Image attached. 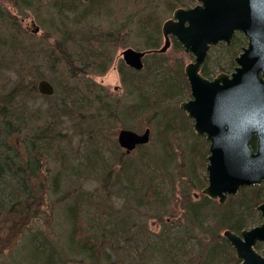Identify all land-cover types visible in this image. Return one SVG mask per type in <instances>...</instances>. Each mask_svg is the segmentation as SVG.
<instances>
[{
	"label": "trees",
	"instance_id": "trees-1",
	"mask_svg": "<svg viewBox=\"0 0 264 264\" xmlns=\"http://www.w3.org/2000/svg\"><path fill=\"white\" fill-rule=\"evenodd\" d=\"M22 1L27 2L23 7L33 14L34 10H40V6L50 0ZM111 1L98 3L96 8L99 11L88 14L85 20L84 31L98 45L97 54L89 53L84 46V42H89L86 41V34L75 30H62V39L53 43L54 48L38 45L37 36L27 33L21 26L16 27L6 39L0 32V264L6 263L2 258L5 251L8 252L5 258L13 259L19 250L16 249L18 238L26 236L30 226H34V219L43 221L51 229H64V233L56 231V235L48 231L45 236L49 241L59 240L58 235L64 237L62 248L67 245L83 257L81 260H90L91 264H239L236 257L233 261L235 251L223 232L229 229L240 233L249 226V218L264 200V183L241 188L237 195H230L223 204L205 195L201 201L187 202L182 199L183 215L176 221L183 226L179 232L171 231L173 212L165 201L157 198L155 187H159L163 179L168 183L176 179L182 189L189 181L191 187L199 190L206 187V183L198 185L196 172L200 164L206 163V141L190 133L191 137L183 144L181 159H177L172 150V141L178 138L179 132H191V122L186 114L177 105L175 109L170 105L172 101L181 99L189 86L182 68L174 73L168 69V64L165 66V54L151 53L158 60L153 69L145 66L142 71L128 69L132 78L126 82L134 110L145 113V116L153 113L158 117L160 151H146L148 144L141 145L134 151L142 152L139 160L127 165L119 156L105 163L96 152H92L89 164L71 161L74 150L72 139L75 138H68L65 119L73 123L75 133L84 138L83 143L90 145L95 132L105 134L107 126L116 123L121 103L119 99L105 100L91 87H86L83 89L86 93L79 95L77 90L71 89V85H76L71 84V80L79 81L80 74H98L109 69L114 58L113 47L125 45L126 26L133 28V24L138 25L135 30L137 35L129 46L152 51L161 48L159 24L151 20V16L138 17L136 22L130 14L123 19L112 13L104 15ZM164 1L175 10L189 8L187 1L193 0ZM4 11L0 7V28L3 19L7 23L11 21ZM125 19L129 21L125 22ZM102 22L108 27H104ZM240 34L236 33L229 45L219 44L220 48L233 53L231 68L238 49L246 45V38L241 39ZM172 43L174 48H182L174 37ZM56 49L70 64L68 77L59 85L54 81L60 89L54 87L53 95L41 96L37 91V82L48 78L46 68L54 69L58 57L54 53ZM211 59L212 54L209 53L202 68L206 77L210 75L208 63ZM225 69L222 67V70ZM120 74L123 78L122 70ZM38 98H44L46 104H35ZM252 145L255 148V138ZM116 147L121 151L117 144ZM166 155H169L167 159ZM128 158L125 154V159ZM117 167V173L125 174L129 184H134L125 190L127 196L136 201L135 207L116 209L112 199L104 204L98 203L93 192L88 194L89 204L82 200L81 192L86 188V181L96 171L105 172L104 185ZM146 195L149 202L145 199ZM153 205H158L154 213ZM61 213L64 218L62 221L58 219L57 223L55 216L59 217ZM20 217L21 229L14 233L15 219ZM148 218L157 219L162 224L157 234L149 231ZM90 221L105 222L104 228L99 231ZM262 247L259 243L256 248L260 251ZM30 250L33 260L26 259L27 264H63L56 261L59 257L54 255L49 244L43 243L38 250L31 245ZM17 264H22L21 260Z\"/></svg>",
	"mask_w": 264,
	"mask_h": 264
},
{
	"label": "rangeland",
	"instance_id": "rangeland-1",
	"mask_svg": "<svg viewBox=\"0 0 264 264\" xmlns=\"http://www.w3.org/2000/svg\"><path fill=\"white\" fill-rule=\"evenodd\" d=\"M103 1L104 0H98V2L92 3L85 2L83 0H50L43 3L40 6V10H34V13L32 14L29 10H26L23 7V5H26L27 3L25 1L0 0V7L3 8L5 10V14H8L11 18L10 23H7L5 19L1 21L2 27L0 28V32L2 33V38L6 39L7 35L10 36L11 34H13L16 27L21 26L26 29L27 33L34 34V36H37L36 43L38 45L44 44L46 47L52 46V48H54L53 43L56 40L59 41L62 39V30L69 29L86 34L84 31V26L87 15L98 12L99 10L96 8L97 4H103ZM187 4L189 8L194 7L195 5H197V1H187ZM109 5L110 6L105 8L104 15H106V13H112L114 15H117L120 19H123L130 14L131 18L133 20H136V22H138V17L145 18L151 16V20H154L155 23L159 24V30L161 33L159 41L161 43V46L164 44V36L162 32L163 24L173 17V13L176 10L170 9V7L165 3L164 0H159L158 2L155 0H112ZM42 11H45V13H42ZM124 21L128 22L129 20L125 19ZM102 25L104 27H108L105 22H102ZM137 27V24H133V28L126 26L124 31L125 45L117 44L115 47H113L112 52L114 58L112 65L109 69H107L105 72L98 74H80L79 78L81 79L79 81L71 80V84H76L75 86L71 85V89L77 90L79 95H83L86 93V91L83 89H85L86 87H91L94 88L101 96H104L105 100L119 99L121 101L118 111L119 117L116 123L108 125L105 134L95 132L93 136V144L90 145H86L85 143H83L84 138L75 133L73 123L70 120L65 119L68 136H70L68 138H75L72 139V145L74 150L72 152L73 159L71 160L74 163L82 161L83 164H89V162L93 158L92 152H96L98 156H101L105 163L112 162L115 156H119V159L124 163V165H127L128 163L133 161H138L142 152L136 151L129 155L127 154L129 158L125 159L126 153L124 149L120 148V146L118 145V133L121 129L125 128L134 130L138 133H142L147 127H150L152 129V139L151 142L146 146V151H151L155 149L157 151H160L158 145V117L156 114L153 113H148L147 116L144 115L145 113H137L132 107V98L126 84V82L132 78L130 76L131 73L128 71L130 67H128L121 58V53L127 48H133L139 51L146 50L145 48H137L128 45L136 37L137 33L135 30L137 29ZM85 36L86 41L88 40L89 42H84V46L86 47L89 53H96V48H99L98 45H96L87 34ZM239 37L242 39V37L245 36L241 33ZM240 43H243V41H241ZM247 43L248 41L246 38V45H242L238 49V54L236 56H238L242 52V49L247 46ZM75 51L79 52V49L75 48ZM54 53H56L58 56L54 64L55 67L53 70H48V68L45 69V73L48 75V78L45 79H48L54 85V87H57L55 86V82L59 85L61 84V82L67 80V71L68 66L70 64L66 60L64 54L58 52L57 49L54 51ZM209 53L212 54V59L208 63V69L210 73L209 78H214L218 74L223 72L231 73L233 71V68L236 66V61L234 60L235 63L233 67H230V59L233 53L227 52L225 49L220 48L219 45L213 46ZM165 57L167 61L165 66L168 64V69L174 73L179 70L181 71L182 68V72L184 73L185 78L188 82L189 87H186V91L183 93L181 99L178 98L176 101H172V104H170L172 106V109L176 108L175 105H177L181 109V103L192 98L190 83L185 74V67L186 65L195 60V55L187 54L184 51L183 46L181 49L174 48L172 43V46L165 54ZM157 62L158 60L154 59V57L149 54L145 58V67L153 69L156 66ZM86 64H93V62ZM228 64L229 67H227ZM40 67L41 65L38 66L39 69ZM222 67H226L227 69L222 70ZM11 69L13 71H16L13 66H11ZM120 70H122L124 73L123 78L121 77ZM57 89H60V87L58 86ZM46 102L47 101L44 98H38L34 101V103L37 105H43L46 104ZM183 112L186 114L187 118L191 122V124L189 125L191 126V132H179L178 138L173 139L172 141V150L175 152L177 159H181L180 156L183 151V144H185V140L187 138L191 137V134L200 136L201 139L203 138L206 141V163H204L203 165L200 164V167L197 168L196 172L198 174L199 179L198 185L202 186L206 183L205 185L207 186V166L209 163L208 155L210 154V141L207 139L206 135L201 136L195 133L193 127L194 120L189 118L188 114L185 111ZM116 144L119 146L121 151L117 150ZM142 151L143 153L146 152L145 150ZM168 157L169 155L165 156L166 159ZM118 169L119 167L115 168V173H110L109 182L105 183L104 185H102V183L104 182V180H106L105 172L96 171V173L91 177V179L86 181V188H84L81 192L82 200L89 204L88 200L90 199V196L88 194L93 192L95 194V200H97L98 203L104 204L105 201L112 199L114 200V206L116 209H123L131 206L135 207L136 201L128 197L125 190L126 187L134 186V184H129L127 176L125 174L122 175L121 173H117ZM175 169H177V166L175 167ZM172 181L173 182H170V184L163 179V182L159 184V187H155V192L157 194V198L165 201L167 207L173 212L174 224L171 227V231L179 232V228H183V226H180L179 222L176 223L180 216L183 215L181 200L185 199L187 202H192L195 200L201 201L204 195L202 193V190H199L196 187H191L192 183L190 181L186 184L185 188L183 187V189L181 188L180 182H178L176 179H172ZM145 199L148 200L147 202H149V197L147 195ZM213 201H217L218 203H220L218 199ZM152 208L154 210L152 211V213H154L155 210L158 208V205H153ZM55 217L57 223H59V221H62L64 218L62 213L59 215V217H57L56 214ZM6 220L9 222L12 221V219ZM146 221L148 229L152 234H157L161 230L162 224L159 222V220L154 218H148ZM262 221L263 217L261 215V212L258 211L256 208V212H254L253 217L249 218L248 228H252L256 225H259L260 223H262ZM182 222H184V220H182ZM21 223V217L19 219H15L16 226L13 229L14 233H18V231L21 229ZM51 223L53 224V222ZM33 224L34 226H30V229H28H33L31 232H28L27 230L25 237L18 238L16 249L18 248L19 250L15 253L13 259H6L5 256H7L8 252H4L2 258L6 260L5 264H17V261L19 260H21L22 264H27L26 259L33 260V256L31 255L32 253L30 250L31 245H33V247L38 250L43 243L51 245V248L54 251V255H58L59 257V259L56 258V261L59 263L62 262L63 264H91L90 260H81L83 257L78 255L74 250L70 249V247L68 248L67 245L66 248L63 249L62 244L64 237L58 235L59 240L49 241L48 238L45 236V232H55V234L57 235L56 231L64 233V229H59L58 227L51 229L45 226V223L43 221H37V219L33 220ZM91 224L93 227L97 228L100 231L104 228L105 222H91ZM10 241H14V238H10ZM235 257L237 258L236 251L233 255V261H235ZM74 260H77V262H75Z\"/></svg>",
	"mask_w": 264,
	"mask_h": 264
},
{
	"label": "water",
	"instance_id": "water-1",
	"mask_svg": "<svg viewBox=\"0 0 264 264\" xmlns=\"http://www.w3.org/2000/svg\"><path fill=\"white\" fill-rule=\"evenodd\" d=\"M88 2L90 0H83ZM189 9L179 8L163 24L164 45L155 52L166 53L175 37L195 60L185 67L191 86L190 100L180 107L194 120V131L210 141L208 185L202 193L224 203L241 187L260 185L264 181V0H197ZM236 32L248 39V45L235 58L231 74L220 73L213 79L201 69L212 45L229 44ZM152 51L127 48L121 53L127 66L142 71L143 58ZM42 95H53L54 86L46 79L37 84ZM257 138V148L251 146ZM151 130L143 133L121 129L119 146L127 154L149 143ZM262 223L240 234L231 230L225 238L235 249L239 264H264V203L258 207Z\"/></svg>",
	"mask_w": 264,
	"mask_h": 264
},
{
	"label": "flooded vegetation",
	"instance_id": "flooded-vegetation-1",
	"mask_svg": "<svg viewBox=\"0 0 264 264\" xmlns=\"http://www.w3.org/2000/svg\"><path fill=\"white\" fill-rule=\"evenodd\" d=\"M190 8H191V7H190ZM188 9H189V8H188ZM205 77H206V76H205ZM207 78H209V77H207ZM211 79H213V78H211ZM183 102H184V101H183ZM183 102H182V103H183ZM253 139H254V138H252V140H251V146H252V147H253V145H252V141H253ZM255 139H256V138H255ZM253 148H254V147H253ZM263 203H264V200L261 202V204H263ZM261 204H260V205H261ZM260 205H259V206H260ZM259 206H258V207H259ZM258 207H257V210H258ZM257 226H259V225H256V226H254V227H257ZM254 227H252V228H254ZM252 228H248V227H247L246 229L251 230Z\"/></svg>",
	"mask_w": 264,
	"mask_h": 264
},
{
	"label": "bare ground",
	"instance_id": "bare-ground-1",
	"mask_svg": "<svg viewBox=\"0 0 264 264\" xmlns=\"http://www.w3.org/2000/svg\"><path fill=\"white\" fill-rule=\"evenodd\" d=\"M207 78V77H206ZM208 79H211V78H208ZM147 128H149L150 130H151V136H152V129L150 128V127H147Z\"/></svg>",
	"mask_w": 264,
	"mask_h": 264
}]
</instances>
